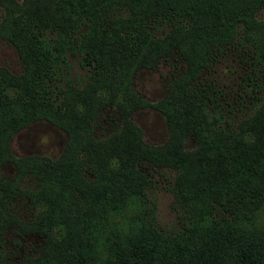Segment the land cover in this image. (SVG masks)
I'll list each match as a JSON object with an SVG mask.
<instances>
[{
	"label": "trees",
	"instance_id": "trees-1",
	"mask_svg": "<svg viewBox=\"0 0 264 264\" xmlns=\"http://www.w3.org/2000/svg\"><path fill=\"white\" fill-rule=\"evenodd\" d=\"M261 8L264 0H12L0 38L15 48L21 70L0 67V164L16 169L0 175V264H264ZM158 25L166 29L157 33ZM70 51L90 72L82 85L56 90ZM222 59L242 70L235 89L209 76ZM160 61L178 73L151 103L134 77ZM145 107L165 117L160 143L144 140L132 119ZM108 109L111 126L97 132ZM38 119L64 130L62 151L13 156L7 138ZM159 169L172 171L181 210L173 230L153 221ZM26 171L30 188L19 185ZM18 196L34 217L12 212ZM8 229L43 244L12 262Z\"/></svg>",
	"mask_w": 264,
	"mask_h": 264
},
{
	"label": "rangeland",
	"instance_id": "rangeland-1",
	"mask_svg": "<svg viewBox=\"0 0 264 264\" xmlns=\"http://www.w3.org/2000/svg\"><path fill=\"white\" fill-rule=\"evenodd\" d=\"M20 1V0H16ZM12 5V0H0V23L8 20L6 13L7 8ZM257 18L264 15V9L261 8L255 13ZM162 29H166L158 25L156 32L160 33ZM85 27L82 26L75 33L77 37L83 32ZM44 36L48 41L54 39V33L46 31ZM66 63L69 66L68 71L58 72L56 78L59 77L56 90L65 87L67 83L75 86L82 85L87 74L90 72L80 63L81 56L78 51L66 53ZM231 64V65H230ZM0 67L6 68L12 73L21 70L15 48L0 38ZM178 73V66L171 65L166 61H160L152 69H139L135 73L134 86L144 97V99L155 103L162 99L167 92V85L170 79L174 78ZM242 73L241 68L234 60L222 59L214 65L213 71L209 75L218 85H224L225 89H235V82ZM56 100V99H54ZM60 101V99L58 100ZM110 110L104 111L102 120L95 130H106L111 126L109 122ZM132 119L141 128L144 140L149 143L157 144L167 137V124L164 115L152 107L137 109L132 114ZM66 139L63 129L50 120L38 119L34 120L18 130L7 138V149L15 157H26L33 154L46 155L56 157L62 151ZM187 147L192 146V141H186ZM16 173L15 166L10 162L0 164V175L13 177ZM154 187L150 193V200L154 205L153 221L158 228L163 230H173L180 226L181 210L176 203L175 197L170 190V178L172 171L157 170L153 173ZM34 178L27 171L24 172V178L20 180L19 185L30 188ZM12 212L17 217H34V210L27 200L22 197H14ZM216 215H220V207L215 208ZM4 244L6 246V257L12 262H19L23 258L34 256L38 249L42 246L41 236L35 233L18 234L14 229H8L4 235Z\"/></svg>",
	"mask_w": 264,
	"mask_h": 264
}]
</instances>
